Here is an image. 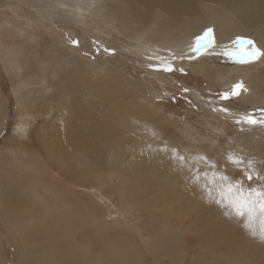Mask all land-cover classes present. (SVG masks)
I'll list each match as a JSON object with an SVG mask.
<instances>
[{
	"label": "rangeland",
	"instance_id": "374dc122",
	"mask_svg": "<svg viewBox=\"0 0 264 264\" xmlns=\"http://www.w3.org/2000/svg\"><path fill=\"white\" fill-rule=\"evenodd\" d=\"M38 3L36 0H0V152L4 150L8 154L22 150L31 153L28 162L45 169V181L50 185L48 190L56 192L57 202L70 203L90 211L94 222L86 225L88 232L103 241L116 238L140 248L143 251L142 264H214L215 259L222 262L223 257L216 258L210 249L201 252L199 247L212 245V249L220 246L225 250L233 243L236 248H248L254 242L251 255L241 253L238 257L247 259L248 264H256L257 260L264 264V240L260 238L264 231V217L257 214L255 222L248 227V215H238L232 202L237 196L232 192L235 186L242 187L245 194L252 188H264V179L259 178L264 177V123H236L245 114L257 121L264 120V112L261 111L264 109V89L261 92L255 86L263 74L264 61L251 65L237 60L235 56L224 55L226 50L236 55L248 50L249 46L242 44L237 52L233 43L237 38H234L231 43H215L208 49H202L200 53L205 52L203 57L207 61L195 65L191 58L199 53L192 52L191 46L196 35L181 30L179 35L175 32V37L173 33L168 34L158 21H151L145 27H127L121 20L112 22L107 19L106 22L96 9H113L112 0L75 2L82 9L79 17L72 15L70 8L60 7L55 11L51 6L42 8ZM115 16L118 17L117 14ZM211 28L216 33L217 27L212 25ZM246 39L255 41L256 47L264 49L257 32ZM73 40H78L79 45H73ZM45 41H49L46 60L40 65L31 64L35 49H42L40 42ZM181 42L188 48L183 49ZM105 48L114 52H105ZM19 51L22 53L20 56L16 55ZM8 53L12 55L7 56ZM170 54H175L176 58H170ZM217 55L220 59L214 58ZM210 60L215 61V66L209 65ZM75 64L81 66L86 75L74 80L75 85L83 89L92 87L91 93L96 95L95 100H90L95 104L91 114L108 116L112 129L117 122L126 126L128 146L113 152L112 159L118 160L123 156L120 164L131 157L133 152L129 138L135 137L138 124H142V128L139 127L143 134L152 132L150 128L154 125L163 138L171 141L170 150L177 146H192L190 148L197 150L199 155L203 154L214 162L219 175L218 187L207 186L200 181L195 186L191 183L193 177L188 176L175 187L182 195L180 202L168 197L162 200L165 190L158 189L156 182H164L165 176L168 182H172L170 178L173 174L164 170L161 175L164 178H152V185H149V203L155 212L152 214L145 208L146 190L135 193L139 205L136 203L130 207L123 202V191L119 188L122 169L115 173L118 164L114 165L112 173L108 160V169H104L108 170V175L96 174L99 171L89 173L80 159L66 155V148L62 147L67 145L61 133V124L72 113L63 107V95H57L54 88L59 78L53 79V75L59 73L60 68L64 77L73 75ZM168 64L176 71H156L150 67ZM242 69L248 70L249 74H244ZM240 82L244 90H240L238 97L220 100L221 93L230 92L233 85ZM44 84L50 86L48 91H45ZM185 88L187 92L183 91ZM97 101L102 103L97 104ZM222 106L229 111H221ZM65 112L67 116H64ZM89 120L90 115L84 122ZM40 130L46 136L44 143L39 138ZM51 144L53 151L48 153ZM154 152L155 148L147 150L148 154ZM229 157H241L244 163L234 164ZM143 160V166L151 164L147 163V154L143 155ZM248 161L252 162L253 168L251 181L247 179ZM152 163L156 164V158ZM208 168L205 161L204 169ZM198 170H203V167ZM221 178L226 179H222L221 183ZM229 185L234 186L231 192L228 191ZM124 189L128 191V187ZM126 195L128 197V192ZM153 221L165 228L166 222L177 226L176 230L180 233L174 236L181 239L175 249L183 250L181 258L178 253L171 258H160L159 255H153V258L144 250L153 241ZM203 228L216 230L211 231L206 240ZM223 228L229 234H221L218 229ZM31 230L28 239L33 243L26 248L23 236L15 233L0 214V264H26L28 250H34L29 264H52L47 256L48 245L35 242L44 235L53 237L55 230L42 224L32 225ZM83 230L78 229L77 233ZM248 235L254 236L251 237L252 242L247 240ZM100 245L92 244L94 251ZM113 249L108 245V253ZM59 264L68 262L59 260Z\"/></svg>",
	"mask_w": 264,
	"mask_h": 264
},
{
	"label": "bare ground",
	"instance_id": "6f19581e",
	"mask_svg": "<svg viewBox=\"0 0 264 264\" xmlns=\"http://www.w3.org/2000/svg\"><path fill=\"white\" fill-rule=\"evenodd\" d=\"M26 1L30 2L32 0ZM36 1L37 3L39 2L38 4L42 8L51 6L54 10L56 9L55 11L60 7L70 8V10L73 11L72 15L79 17L81 15L80 10L82 9L80 6L76 5L75 2L86 0H53L47 3L42 0ZM112 1L113 9L102 11L99 6V9H96L101 15V18L103 17L106 19V22L107 19L112 22L121 20L127 27H145L149 25L151 21H158L168 31V34L173 33L175 37L181 30L197 36L206 28H211L212 25H215L217 27L215 43L217 44L221 45L223 42L231 43L232 40L237 37L247 38L253 35L254 32L259 34V37L264 43V0ZM116 14L118 17L115 16ZM90 15H92V13ZM112 22L109 21L111 25ZM175 32L177 33L176 35ZM164 35L165 34H163V36ZM31 36L30 38L33 37ZM174 36L172 38L175 39ZM169 37L171 38V36ZM166 38L168 37L166 36ZM178 40H176V44H178ZM163 42L166 41H162V43ZM167 42L170 41L168 40ZM183 44L184 43L181 42V47ZM19 45L21 46L20 43L18 46ZM40 45H42V49H35V56H30V61L33 65H40L46 60L45 55L47 53L49 41L40 42ZM185 48H188L186 44L183 46V49ZM15 52H17V50H15ZM19 54L22 55L20 51L16 55ZM11 55V53L7 54V56ZM203 55H206L205 52L195 54L190 58L196 65L207 61L206 59L204 60ZM214 58L220 59V56L217 55L214 56ZM258 61L263 62L264 57L249 63L252 65V63L254 64ZM209 65L215 66V61L210 60ZM81 68V66L75 64L73 75L64 77L62 75V68L59 69V73L53 75V79L59 78V81L55 83L54 87L56 93L57 95L62 93L64 98L63 107L72 113V115L64 119L61 124V133L67 145L62 147L66 148V155L80 159L85 164L84 168H86L89 173L99 171L96 174L105 173L108 175V170H104L108 169V160L109 168L112 173L114 165L123 160V156L118 160L112 159V153L117 149L128 146L126 126L117 122L115 128L112 129L109 125L108 116L104 117L91 114V108L95 104L91 103L90 100L96 99V95L91 93L92 87L87 86L86 89H83L81 86L77 87L73 82L74 80L76 81L79 76H86ZM243 71L244 74H249L248 70ZM41 83L39 85H41ZM255 86L260 91L264 89V70L260 82H255ZM49 88L50 86L48 85L44 86L45 91H48ZM104 101L105 99L102 102ZM102 102L97 101V104ZM89 115L90 120L84 122ZM64 116H67L66 112ZM139 126L141 127L142 124H138L135 137L132 136L129 138V146L133 152L131 157L124 163L118 164L115 171V173H117L118 169H122L119 179V188L123 191V202L133 207L137 203V194L139 191L146 190L147 201L144 200L145 208L148 209L149 213H155L149 203L151 195V187L149 188V185H152L150 184L152 178L157 180L163 179L164 177L161 175L164 170H167V173L173 174L170 178L172 182H168L167 176L162 180L164 182H156V186L157 184L159 185L157 187L158 189L161 187L165 190L161 195L162 200H167L166 197H168V199L171 198L170 200L172 201L180 202L182 195L177 192L175 187L180 185L181 179H185L188 176L193 177L191 183L195 186L200 181L207 186L218 187L219 175L214 162L207 159L206 161L209 168L205 170V161L200 160L203 154L199 155L197 150L190 148L192 146H177L174 148L176 152L186 158L184 162H181L179 159L174 158L173 151L170 150L171 141L163 138L159 129L155 130V126L152 125L150 128L152 132L143 134ZM39 132V138H41L44 143L46 137L45 133L42 132V130ZM129 132H133V130L129 129ZM150 148H155L154 154L147 153V150ZM52 151L53 145L51 144L48 153ZM128 151L130 150L128 149ZM144 154H147V163H151L147 166H143L145 163L143 160ZM28 155H31V153L22 150L12 151L8 154H5L4 150L0 152V214L15 233H20L23 236L22 239L24 240L26 248L33 243L28 239V234L32 232V225L42 224L46 228L54 229L55 235L51 238L44 235L42 239L35 242V244L41 242L43 245H48L47 256L52 264H59V260L68 262V264H142L141 256L143 251L140 248L131 244H125L124 241L121 242L116 238L103 241L99 237L90 234L88 232L89 228L86 225H92L94 216L90 211L81 207H76L70 203L59 204L57 202L56 192L48 190L50 185L45 181V169L43 170L38 164L29 163ZM155 158L156 164L152 163ZM200 167H203V170L199 171L198 169H200ZM175 170H177L178 173ZM125 187H128V191L124 189ZM236 188L235 186V190L232 191L234 193L233 195L236 193ZM127 192L128 197L126 195ZM139 196L143 197V195H138V197ZM155 200H157V198ZM157 202L161 203L160 200H157ZM137 205H139V202ZM256 217H258L257 214H255L251 220L248 217V227L255 222ZM89 221L92 222L90 223ZM171 223L172 222H166L167 228H165L164 225L157 221H153V226L151 227L152 230L155 229V234L152 236L153 241L150 245H147L148 247L146 249L144 248L152 257L153 255L154 257L159 255L160 258H171L175 253H178V256L181 258L184 255L183 250L175 249V247H178V241H180L181 238L174 236L180 232L177 231L178 229L176 230L177 226ZM216 225H219L218 222H216ZM78 229L84 230L77 233ZM203 230L206 232L205 238L207 240L209 235H211L210 232L216 229L212 228L211 231H209L208 228H203ZM218 230L221 231V234H225L227 231L226 228ZM252 230L253 228L250 231ZM79 234L81 235L80 237ZM251 237L254 238V236L248 235L247 240L252 242ZM94 243H101L98 250L94 251L92 246ZM254 243H251L248 248L242 246V248L238 247L239 249L236 248L233 243L229 244L228 249L225 250L220 248V246L212 249V245L208 248H205V245L203 248H199L201 252H203V250H213L216 258L223 257L224 260H222V262L216 261L215 259L214 264H248L249 262L247 259L238 256L241 253L245 256L251 255L250 252L253 253L254 248L252 247ZM108 245L114 248L113 251L109 253ZM169 245L171 246L168 247ZM233 248L236 249L233 250ZM33 251L34 250H28L26 264H29L30 255ZM180 258L179 260L181 261ZM256 264H260V261L257 260Z\"/></svg>",
	"mask_w": 264,
	"mask_h": 264
},
{
	"label": "snow or ice",
	"instance_id": "6c2138e0",
	"mask_svg": "<svg viewBox=\"0 0 264 264\" xmlns=\"http://www.w3.org/2000/svg\"><path fill=\"white\" fill-rule=\"evenodd\" d=\"M215 33L214 29L212 28H206L201 34L195 36L194 38V43L191 46V51L195 53H200L202 49H207L208 47L214 46L215 44ZM237 52L239 51V48L242 44H247L248 50L245 52H240L239 55H236L233 52L230 51H225L224 55L229 56L230 58L235 56V58L241 62H252L254 60H259L262 57H264V49L256 47L255 41L251 39H246L243 37H237L236 41L233 42ZM73 45L78 46L79 41L78 40H73L72 41ZM99 51V48L97 49ZM105 52L112 53L114 50L105 48ZM170 58L175 59V54H170ZM150 67L153 68V70L156 71H164V72H174L176 69L171 65H165L163 67H160L159 65H150ZM181 72H183V69H180ZM240 90H244V85L242 82L234 84L232 87V90L230 92H224L220 94V100L222 101H227L232 99L233 97H238L241 94ZM184 92H187L188 89L185 88L183 89ZM221 111L223 112H228L229 109L226 106H222L220 108ZM264 112V109L261 110ZM237 124H250V125H255L257 123H264V120L257 121L255 117L245 114L242 119L236 121ZM173 156L174 158L179 159L181 162H184L186 158L183 155H179L175 149H173ZM201 161H206L207 157H200ZM229 160L237 165L243 164V158L241 157H229ZM247 168L249 169L248 174H247V179L249 181L253 180V175H252V162L248 161ZM206 175V174H205ZM259 177V174H257ZM198 178V174H197ZM260 179H264V177H259ZM226 179V178H222ZM232 185L228 186V191L231 192L233 190ZM236 193L237 196L235 199L232 201L234 206L236 207L237 214L240 216H245V214L248 215L249 219L251 220L255 214H259V216L264 217V188H261L259 190L252 188L248 191L247 194H245L244 190L242 187H237L236 188ZM260 238L264 240V231L261 232Z\"/></svg>",
	"mask_w": 264,
	"mask_h": 264
}]
</instances>
